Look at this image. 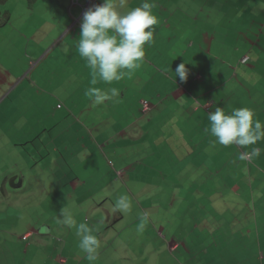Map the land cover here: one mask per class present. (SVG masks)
<instances>
[{"label": "rangeland", "instance_id": "1", "mask_svg": "<svg viewBox=\"0 0 264 264\" xmlns=\"http://www.w3.org/2000/svg\"><path fill=\"white\" fill-rule=\"evenodd\" d=\"M194 1L195 4L202 3L201 0ZM257 1L260 8L262 7V13L257 18L264 22V0H253V3L256 4ZM51 3L50 0L0 1V69L9 71L14 79V87L8 90L5 88L7 95L0 99V148L4 149L2 153L0 151V184L5 180L7 189H11L13 193L21 191V188L11 187L10 183L17 185L22 181L24 191L16 196L31 198L35 192L41 188L46 190L50 182L52 184L57 168L56 160L61 159L60 162L64 166L79 176L86 190L74 202L66 194L72 189L70 185L61 186L58 191L52 188L48 195L51 201L55 200L57 204L48 210L32 202L19 205L24 227L30 226V230L33 225L29 219L34 217L36 226L46 234L49 229L55 231L65 225L62 222V211L72 217L77 214L82 217L79 223H87L97 236V264H105L106 258L116 254L129 259L121 264H165V260L169 256L172 257L166 241H171L174 236L181 242H187L189 234L195 230L193 220L189 219L194 212L185 217L188 208L185 209V204L176 203L183 198L182 194H176L180 181L173 183L167 179L164 169L170 165V160L169 164H165L170 155L165 151L157 153L156 146L145 142L142 133L145 125L148 129L147 124L153 117L146 114L141 118L138 102L139 98H142L149 104L161 101L165 106L171 99L164 92V96H161L166 97L168 101L157 100L158 92H162L165 87H159V91L155 93L156 98L150 95L152 93L149 90L156 91L154 86H159L160 75H156L155 71L154 81L149 70L144 74L134 70L135 72L132 71L119 82L107 84L97 77L93 83L91 70L86 73L85 70L77 71V66H69L68 62L62 67L55 55L51 57V63L50 59L43 60L46 48L36 47L32 37L46 23L59 25L62 14L55 10L56 5ZM182 21L185 23L186 20ZM262 41L264 42V36ZM66 45L60 43L57 50L66 49ZM36 62H39L37 67V64H31ZM154 63L159 65L157 59ZM49 64L52 67L57 66L58 69L54 67L53 72H48ZM83 67L88 68L86 63ZM140 67L147 69L145 63ZM135 74H138L139 78ZM169 83L170 81L167 82ZM112 87L119 90L118 98L99 105L87 94L91 88L107 92ZM164 106L159 107L161 115L157 114V123L166 119L164 112L169 108ZM28 111L30 113L25 114L30 117L14 134L15 142H10L1 132L2 127H8L16 113ZM172 119L173 116L170 121ZM262 119L260 121L264 123ZM162 127H166L164 123ZM6 130L10 131L11 128ZM121 133L127 138H116L107 144L109 138L120 136ZM180 138L179 142L184 150L193 149L191 146L195 145V142H188L182 131ZM212 138L213 136L208 142ZM198 141L199 148L203 147L201 138H198ZM263 144L264 140L257 142L258 146ZM216 145L223 146L217 142ZM208 147L211 148V145ZM246 147L253 149V145ZM178 148L182 153H186L181 146ZM203 172V166H199L194 172L201 182ZM65 177L61 175L63 180L68 179ZM182 177L186 180L185 176ZM162 179L164 182H161ZM242 182L247 183V180L242 179ZM51 184L48 187H52ZM227 189L231 198L239 191L235 186ZM169 192H172L170 197ZM121 196H126L130 202V208L126 211L114 208L116 200ZM13 233L14 236L0 233V256H3V260L11 263L15 261L16 264H60L59 259L66 258L67 264H90L86 254L79 248L80 237L77 235L74 242L73 239L70 242L71 236L69 237L64 249L61 248L63 243L59 240L62 241L61 236L54 234L50 239L44 237L43 248L24 256L13 247H10L11 250H4L5 240L9 244L18 239L17 232ZM194 233L196 235H192V239L200 236L198 231ZM181 238L183 240H180ZM55 241L58 242L57 250ZM198 246L202 247V244H196V247ZM182 249L180 247L179 253L182 255L178 257L179 264H202L204 258H213L211 251L205 249H193L189 253L185 248Z\"/></svg>", "mask_w": 264, "mask_h": 264}, {"label": "crops", "instance_id": "2", "mask_svg": "<svg viewBox=\"0 0 264 264\" xmlns=\"http://www.w3.org/2000/svg\"><path fill=\"white\" fill-rule=\"evenodd\" d=\"M50 1L51 4L56 5L55 10L62 14L58 21L59 25L46 23L33 34V42L36 47L46 48L43 60L50 59L51 63V57L55 55L62 67L68 62L69 66L75 64L77 71L85 70L86 73L91 69L83 67L85 61L79 56L76 46L80 35V24L77 19L81 17L80 21L78 20L81 23L83 17L81 9L76 6L71 7L69 0ZM201 1L202 3L195 4L194 0H125V3L121 4L120 0H114L117 10L122 13L139 7L143 2L152 3L153 12L158 19V23L153 26V39L145 45L142 63L147 65V69L138 67L135 70L140 74L148 73L149 70L152 81L155 80L153 71L156 75H160L159 86H154L156 91L149 90L152 93L150 95L156 98L155 93L159 91V87H165L162 92H158L157 100L168 101L166 97L161 96L164 92L171 100L164 106L161 101L149 104L143 99L148 109L142 112L140 105L142 98H139L140 101L137 102L141 118L146 114L153 117L147 124L148 129L145 125L142 134L148 145L153 144L157 147V153L165 151L170 155L165 162L167 165L170 160V165L164 171L168 180L173 183L180 181L176 194H182L183 198L176 203L185 204V209L188 208L185 217L194 212L189 219L193 220L195 229L189 234L190 238L186 243L177 240L174 236L171 241H166L172 257L168 255L169 258L164 263L179 264L178 257L182 255L179 253L182 247L187 253L193 249L211 251L213 258L210 260L204 258L202 264H264V144L261 146L254 144L253 148L259 149L261 154L250 156L247 154L252 152L251 148L237 145L217 146L215 137L208 142L211 135L206 131L209 127L207 115L215 107H221L225 112H231L234 108L248 107L253 110L256 120L260 121L263 118L264 122V42L262 41L264 22L257 18L262 13V7L260 8L258 1L256 4L253 3V0ZM102 3L103 0H94L91 7ZM52 11L54 12V7ZM182 20H186L185 23ZM60 43L67 44L66 49L57 50ZM243 56L248 57L244 65L238 63ZM156 59L159 65L154 63ZM181 63H184L188 70L184 82L173 73ZM31 64L33 66L37 64V67L39 62ZM54 67L58 69L57 66ZM54 67L50 65L47 71L53 72ZM135 75L139 78L138 74ZM13 80L9 71L0 69V99L6 97L7 90L14 87ZM160 106L168 107L169 110L164 112L166 119L157 123V114L161 115ZM25 113L29 114L30 111L14 115L13 121L8 125L10 131L6 130L8 128L6 125L2 127L1 132L10 142H15L14 134L30 117ZM171 116L173 119L170 121ZM163 123L166 127L161 128ZM181 131L185 133L188 142H195V145L191 146L192 150L190 148L184 150L180 144ZM122 137L127 138L121 133L120 136L109 138L107 144L112 143L113 139ZM198 138L204 143L203 147L199 148ZM207 144L211 145V148ZM176 146H181L186 153H182ZM0 151L2 153L4 149L2 150L1 147ZM60 160H56L54 181L52 184L50 182L52 187H48L49 184L46 190L41 188L31 198L16 196L24 191L22 181L17 185L10 183L11 187L21 188V191L13 193L11 189H7L5 180L0 184L2 195H0V233L14 236L13 231H16L18 234L15 242L9 244L6 240L3 242L4 250H11L10 247H13L21 253L20 255L27 256L31 251L43 248L44 237L51 238L54 234L61 236L63 239L59 240L63 243L62 249L68 244L70 236V242L72 239L73 242L76 240L75 227L67 229V225H64L60 227L61 229L55 231L49 229L43 234L36 226L34 217L29 219L33 225L30 231V226L24 227L23 216L18 209L19 205L28 202L36 203L38 207L44 206L46 210L56 206L57 202L51 201L48 194L52 188L58 191L64 185H70L72 188L66 192L71 201L76 202L79 195H83L86 190L85 184ZM199 166L205 167L203 182L194 174ZM62 174L68 179L63 180ZM242 179H246L247 183L242 182ZM190 180L193 183L189 182ZM161 182L164 180L162 179ZM230 186L239 189L233 198L228 192L230 188L227 189ZM225 189L227 190L224 191ZM10 193L12 195H9ZM170 196L172 192H169ZM79 215L81 216V213ZM73 218L79 224L82 217L74 214ZM196 231L201 237L192 239L191 236L196 235L194 233ZM105 240L108 241L107 238ZM55 243L57 250L58 242ZM199 243L202 247H196ZM185 244L189 245L188 248ZM81 252L83 253L82 250ZM2 257L0 256V264H16L15 261L11 263L3 260ZM127 259L116 254L114 257L106 258L107 262L104 263L121 264ZM67 262L66 258L59 259L60 264ZM97 262L98 259H95L90 264Z\"/></svg>", "mask_w": 264, "mask_h": 264}, {"label": "clouds", "instance_id": "3", "mask_svg": "<svg viewBox=\"0 0 264 264\" xmlns=\"http://www.w3.org/2000/svg\"><path fill=\"white\" fill-rule=\"evenodd\" d=\"M93 1L69 0L70 6L79 7L83 16L81 23L79 22L81 17L77 19L80 24V35L76 46L79 56L92 71L93 83L98 77L103 82L112 84L114 81H121L140 67L145 55V45L152 41L153 26L158 23V19L153 12L154 5L149 2H143L139 7L122 13L117 10L114 0H103L101 5L91 7ZM120 3H125V0H120ZM247 61L248 57L243 56L238 63L244 65ZM173 73L184 82L188 70L185 64L181 63ZM87 94L99 105L118 98L119 90L112 87L105 92L91 88ZM140 105L142 112H146L148 109L146 101L142 99ZM207 119L209 127L206 131L221 145L246 147L264 140V123L254 118L251 108H234L231 112H225L223 108L215 107L207 115ZM260 154L259 149L253 148L247 155ZM114 208L118 211L128 210L130 208L128 198L119 197ZM61 216L65 225L76 228V234L80 237L79 248L86 254V259L94 261L99 246L94 229L83 222L77 224L71 215L64 214L63 211Z\"/></svg>", "mask_w": 264, "mask_h": 264}, {"label": "built area", "instance_id": "4", "mask_svg": "<svg viewBox=\"0 0 264 264\" xmlns=\"http://www.w3.org/2000/svg\"><path fill=\"white\" fill-rule=\"evenodd\" d=\"M144 104V103H143ZM144 107H145V104H144Z\"/></svg>", "mask_w": 264, "mask_h": 264}, {"label": "trees", "instance_id": "5", "mask_svg": "<svg viewBox=\"0 0 264 264\" xmlns=\"http://www.w3.org/2000/svg\"><path fill=\"white\" fill-rule=\"evenodd\" d=\"M0 1H2V0H0Z\"/></svg>", "mask_w": 264, "mask_h": 264}]
</instances>
